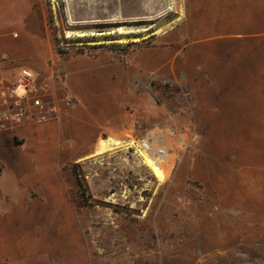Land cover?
<instances>
[{
    "label": "rangeland",
    "instance_id": "rangeland-1",
    "mask_svg": "<svg viewBox=\"0 0 264 264\" xmlns=\"http://www.w3.org/2000/svg\"><path fill=\"white\" fill-rule=\"evenodd\" d=\"M39 5L60 88V62L74 58L112 60L130 72L131 88L118 145L97 152L104 135L93 155L74 162L69 154L90 151L89 134L61 135L51 146L66 159L28 156L13 185L0 184V264H264V96L237 95L233 58H225L232 46L217 38L194 46L185 0ZM7 26L0 36L18 41L17 25ZM202 50L213 58L198 57ZM15 58L39 70L27 51ZM148 61L155 68L139 65ZM105 116L81 126L108 129ZM9 137L0 133L1 153ZM143 141L154 145V169L140 154ZM37 142L14 149L28 153Z\"/></svg>",
    "mask_w": 264,
    "mask_h": 264
},
{
    "label": "crops",
    "instance_id": "crops-1",
    "mask_svg": "<svg viewBox=\"0 0 264 264\" xmlns=\"http://www.w3.org/2000/svg\"><path fill=\"white\" fill-rule=\"evenodd\" d=\"M185 13L184 30L186 36L196 42L194 46H213L214 38L222 41L221 46H232V56L225 58H233L237 95L264 96V0H185ZM9 24L17 25L21 37L14 41L0 36V78L12 81L18 68L26 67L19 64V58L15 57L27 51L39 70L26 68L40 78L49 79L55 97L60 98L65 92L74 104L66 106L58 99L59 115L56 121L0 131L10 134V147L5 153L0 152V184H4L6 189L13 185L18 162L28 156L38 153L40 156L54 155L66 159L65 153L51 146L57 143L61 135L69 134L77 139L83 132L89 134L90 151L81 156L69 154L68 159L74 162L93 155L102 136L119 138L124 129L120 127L124 115L121 110L123 90L129 92L131 88L130 72L112 60L101 58H74L60 62L65 71L63 88H60L52 79L51 65L56 63L57 58H52L53 51L39 0H0V30L10 31ZM196 54L200 58H213L207 56L204 50ZM148 57L161 58V55ZM139 65L151 69L157 64L156 61H148ZM115 70L122 71L116 74ZM96 82L104 84L97 88L93 86ZM116 114L118 117H115ZM103 115H107L105 117L110 122V128L97 130L81 126L83 118L87 120L90 116L97 122ZM34 140L38 141V146L29 149L28 153L14 149Z\"/></svg>",
    "mask_w": 264,
    "mask_h": 264
},
{
    "label": "built area",
    "instance_id": "built-area-1",
    "mask_svg": "<svg viewBox=\"0 0 264 264\" xmlns=\"http://www.w3.org/2000/svg\"><path fill=\"white\" fill-rule=\"evenodd\" d=\"M62 102L71 105L68 98ZM58 115L59 105L49 79L26 67L18 68L12 81L0 78V131L56 121Z\"/></svg>",
    "mask_w": 264,
    "mask_h": 264
},
{
    "label": "bare ground",
    "instance_id": "bare-ground-1",
    "mask_svg": "<svg viewBox=\"0 0 264 264\" xmlns=\"http://www.w3.org/2000/svg\"><path fill=\"white\" fill-rule=\"evenodd\" d=\"M136 32V31H135ZM118 141L112 139V138H108L106 141H104L102 143V146L101 147H98L97 149V152H100V151H104V150H108L110 149L112 146H115V145H118ZM152 146V145H151ZM154 146V145H153ZM152 146V147H153ZM152 147L150 148L149 144L147 143V141H143L142 142V148H143V151H141V155H143V159H144V164L146 166H148L149 168L151 169H154L155 168V163L153 161V156L152 154L154 153L153 152V149ZM148 151V153H145L144 151ZM156 153H157V157H160L161 154H164L163 151L161 150H156ZM155 153V154H156ZM165 155V154H164Z\"/></svg>",
    "mask_w": 264,
    "mask_h": 264
},
{
    "label": "trees",
    "instance_id": "trees-1",
    "mask_svg": "<svg viewBox=\"0 0 264 264\" xmlns=\"http://www.w3.org/2000/svg\"><path fill=\"white\" fill-rule=\"evenodd\" d=\"M47 25H48V23H47ZM53 43H54L55 51H56L57 53H61L60 50H59V48H58L59 41L56 40V39H53Z\"/></svg>",
    "mask_w": 264,
    "mask_h": 264
}]
</instances>
